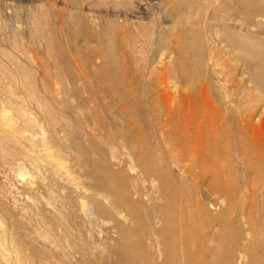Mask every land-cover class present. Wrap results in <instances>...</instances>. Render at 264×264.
<instances>
[{
  "label": "bare ground",
  "instance_id": "obj_1",
  "mask_svg": "<svg viewBox=\"0 0 264 264\" xmlns=\"http://www.w3.org/2000/svg\"><path fill=\"white\" fill-rule=\"evenodd\" d=\"M54 6L53 32L68 40L55 55L62 70L56 76L70 86L75 128L90 133L102 166L90 174L96 195L120 200L106 206L111 197H98L86 215L110 218L121 234L124 211L176 232L179 242H155L152 231L150 242L140 238L136 264H264V136L253 123L256 109L245 96L234 97L238 80L223 64L238 58L235 51L252 55L249 82L264 94V0H54ZM29 13L30 20H49L43 10ZM7 59L16 76H1L0 84L18 81L28 93L34 69ZM2 95L0 106L11 108ZM258 120L264 123V111ZM133 163L143 185L159 181L154 193L142 184L114 188L122 174L112 167L134 172ZM237 223L241 232L232 230Z\"/></svg>",
  "mask_w": 264,
  "mask_h": 264
},
{
  "label": "rangeland",
  "instance_id": "obj_2",
  "mask_svg": "<svg viewBox=\"0 0 264 264\" xmlns=\"http://www.w3.org/2000/svg\"><path fill=\"white\" fill-rule=\"evenodd\" d=\"M30 1H34L33 8H29ZM54 9V0H0V77L16 76V66L7 58H21L35 71V79L28 82V93L21 92L18 81L4 80L0 84V96L4 87L14 97L2 95L12 100L13 105L0 106V264H136L133 261L136 242L140 238L150 242L147 239L150 231L155 242L180 240L172 239L175 231L159 223L149 227L126 211L123 212L127 219L125 234L113 228L110 218L103 222L86 215L88 203L98 197L99 200L102 196L111 197L104 201L106 206L120 200L117 194L108 192L96 195L97 180L90 174L102 166L90 148V133L83 127L75 128L72 109L76 101L70 95V86L56 76L58 69L62 70L55 64V55L60 43L65 46L68 40L53 32ZM41 10L48 16L47 22L40 17L30 20L27 16L30 11ZM236 26H241L239 18ZM41 30L45 35H40ZM260 38L264 43V34ZM235 53L238 58L223 61L224 66L226 62L230 66L228 74L238 80L234 97L245 96L250 109H256L253 123L264 136V123L257 121L264 111V94L249 82L256 71L255 58L239 51ZM241 55L249 60L248 67L240 60ZM211 95L215 98L214 91ZM79 118L83 120L82 115ZM118 148L128 152L121 141ZM132 166L134 172L124 166L112 167L122 174L114 183L117 192L125 186L143 183L137 176L138 167L135 163ZM178 175L177 168L173 178ZM158 184L159 181L149 179L142 185L154 193ZM178 192L171 193V200L179 196ZM237 224L232 230L241 232V224Z\"/></svg>",
  "mask_w": 264,
  "mask_h": 264
}]
</instances>
